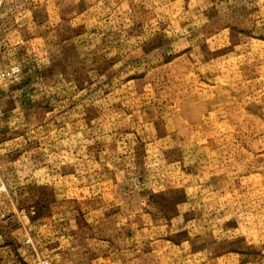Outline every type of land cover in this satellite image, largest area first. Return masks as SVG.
Returning a JSON list of instances; mask_svg holds the SVG:
<instances>
[{
	"label": "rangeland",
	"instance_id": "374dc122",
	"mask_svg": "<svg viewBox=\"0 0 264 264\" xmlns=\"http://www.w3.org/2000/svg\"><path fill=\"white\" fill-rule=\"evenodd\" d=\"M41 260L264 264V0H1L0 264Z\"/></svg>",
	"mask_w": 264,
	"mask_h": 264
},
{
	"label": "built area",
	"instance_id": "2783aa9c",
	"mask_svg": "<svg viewBox=\"0 0 264 264\" xmlns=\"http://www.w3.org/2000/svg\"><path fill=\"white\" fill-rule=\"evenodd\" d=\"M17 73H18V67L17 66H13L8 71H6L5 73H2L1 76L2 77L14 78L17 75ZM39 264H48V262L46 260H41L39 262Z\"/></svg>",
	"mask_w": 264,
	"mask_h": 264
},
{
	"label": "crops",
	"instance_id": "0c3cea01",
	"mask_svg": "<svg viewBox=\"0 0 264 264\" xmlns=\"http://www.w3.org/2000/svg\"><path fill=\"white\" fill-rule=\"evenodd\" d=\"M0 2H1V0H0Z\"/></svg>",
	"mask_w": 264,
	"mask_h": 264
}]
</instances>
